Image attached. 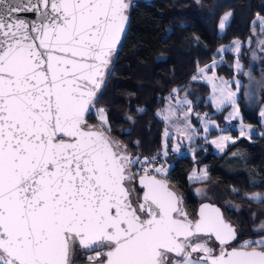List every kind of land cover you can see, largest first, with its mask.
<instances>
[{
	"label": "snow or ice",
	"instance_id": "1",
	"mask_svg": "<svg viewBox=\"0 0 264 264\" xmlns=\"http://www.w3.org/2000/svg\"><path fill=\"white\" fill-rule=\"evenodd\" d=\"M129 7L128 0H0V264H74L77 248L92 253L86 264H264V222L259 239L234 245L236 228L219 207L204 203L190 217L157 178L167 174L164 164L114 140L106 111L95 109ZM259 23L264 29V17ZM211 67L198 69L209 82ZM236 67L243 71L239 60ZM216 92L213 84L217 109L227 102L229 119L238 116L236 93ZM93 110L98 124L89 122ZM228 139L212 143L222 148ZM243 195L264 203V194Z\"/></svg>",
	"mask_w": 264,
	"mask_h": 264
},
{
	"label": "trees",
	"instance_id": "2",
	"mask_svg": "<svg viewBox=\"0 0 264 264\" xmlns=\"http://www.w3.org/2000/svg\"><path fill=\"white\" fill-rule=\"evenodd\" d=\"M201 5L191 13L192 1L157 0L152 3L138 0L130 5L132 23L123 39L121 51L112 57L106 72L107 84L99 94L97 108H103L110 125L109 135L127 145L133 155L164 159L171 164L163 177L184 198L185 209L194 217L200 200L194 193L196 187L206 186L215 201L225 207L226 203L249 209L223 208L227 218L237 226L239 238H260L257 227L264 222V203L249 200L243 194H264V135L240 137L235 130H227L237 139L229 144L224 153L216 155L211 144L198 142L193 156H177L169 152L162 156L164 121L157 113L166 106L168 97L175 89L180 93L194 91L192 123L200 128L201 117L226 124L227 109L216 113L206 102L210 88L192 79L198 69L214 62L223 46L239 41L243 44L239 56L226 52L215 73L225 79L242 78L236 73V58L246 66L249 41L253 23L264 17V0H200ZM232 18L223 32L219 22L225 13ZM112 73L109 76V71ZM244 120L264 131L257 110L247 112L244 99L240 100ZM89 122L98 124L95 110ZM218 133L212 131L210 136ZM234 164V165H233ZM233 165V166H231ZM208 167L209 178L191 182L189 176L195 168ZM160 176V175H159ZM232 189H237V195Z\"/></svg>",
	"mask_w": 264,
	"mask_h": 264
},
{
	"label": "rangeland",
	"instance_id": "3",
	"mask_svg": "<svg viewBox=\"0 0 264 264\" xmlns=\"http://www.w3.org/2000/svg\"><path fill=\"white\" fill-rule=\"evenodd\" d=\"M189 1H192L193 7L186 10L185 13H191L195 9L199 8L201 5L200 0H189ZM231 18L232 16L230 17L229 21L231 20ZM229 21L226 22V26L229 23ZM224 29L223 30L220 29V32H223ZM260 32L263 33H256V31H254L252 33L250 41H248L245 45L248 49L250 47V50H252L251 55L247 61V66L245 67L244 63L239 59V57L236 58V62L237 60H239V63L242 65L243 71L241 72L240 70L237 69L236 62H235V70L237 74L243 73L242 78L235 77L233 79H225L219 77L215 73V69L222 62V58L220 57H218L212 64L209 65L212 66L211 69L214 70L213 72H207V76L213 77L212 82H209L205 78H201L198 72L196 74L197 79L195 81L202 82L210 88V94L207 96L206 102L210 103L213 106L216 113H220L225 109H227V112L224 115V120L226 122L225 126L221 125L216 120L207 118L206 115L201 117L200 128L194 126L191 120L193 115L192 95L196 93V90L194 91L186 90L185 92L182 93H180L179 91L178 93L173 92V94H171L168 97L166 106L157 113L158 118L164 121L165 124V129L162 136V144H163L162 153L165 151V144H167V153L172 152L173 154H176L179 157L193 156L196 151V148H193V145H195L198 142H203V144H211L214 153L216 155H221L224 153L226 147L229 144H232L237 141V139L232 135V133L228 132L227 130H235L236 132H238L239 138L251 137L252 131L253 130L257 131V129L255 125L250 124L244 120V114L242 112L240 105V100L242 98L244 99V104L247 112H252L255 110L258 111L259 119L264 130V117L260 115L261 111L264 110V51L261 50V44L259 43L260 41L264 40V29L261 28ZM233 44L234 43H232L229 46H223L221 49H225V51L221 52L220 49L218 51V56L223 55L227 51H230L236 56H239L243 45L240 47L239 52H236L234 50H231V46ZM247 73H251V76H249ZM222 81H225L227 83L226 84L222 83ZM235 81H239V86L235 83ZM213 84L216 85L217 95H219L220 89H223L225 92L231 91L236 93L235 99L239 111L238 116L229 119L230 113L233 112V106L227 102H225V104L220 109H217L216 104L211 99V97L214 94ZM185 98L192 101L191 106L183 103ZM189 107L191 110H189ZM185 113H187V115H185ZM249 126L251 128V131H245L244 134H242L241 129L242 128L247 129ZM166 131L168 133L167 136H165ZM212 131H216L218 134L216 136H210ZM189 136L191 137V139H189ZM223 136H227L229 137V139L226 141H222L223 143L222 148L217 147L216 144L212 143L213 140H216L218 143H221L220 138ZM181 141L183 142L184 146L181 144ZM177 143L180 144V150L178 152L173 150ZM162 156L165 157L164 155ZM157 159L164 164L168 173L169 169L171 168V164L165 165L164 159L162 158L161 159L157 158ZM205 171L207 174L202 180L191 179L194 173L201 174ZM160 176H164V175H160ZM208 178H209V172L207 167H203L201 169L195 168L191 173V175L189 176L191 182H201L207 180ZM194 193L197 196V198L200 200V203L207 201L219 205L217 201L213 199L214 197L208 193L206 186L196 187ZM219 206L222 209L225 207L235 208L237 210L249 209L244 206L234 205L233 203H226L225 207L221 204ZM257 230L260 231L259 226L257 227ZM76 256L83 257L84 255L81 252H77Z\"/></svg>",
	"mask_w": 264,
	"mask_h": 264
},
{
	"label": "water",
	"instance_id": "4",
	"mask_svg": "<svg viewBox=\"0 0 264 264\" xmlns=\"http://www.w3.org/2000/svg\"><path fill=\"white\" fill-rule=\"evenodd\" d=\"M135 1H138V0H128V2H129L130 5H131L133 2H135ZM141 1H142V0H141ZM143 1H144V2H147V3H152V2L157 1V0H143ZM127 15H128V21H127V23H126V25H125V30H124L123 34L121 35L120 41H119L118 45L116 46V49L114 50V54H113V56L121 51V44H122V41H123V39H124V38L128 35V33H129V30H130V27H131V23H132V17H131V14H130V7H129L128 11H127ZM113 56H112V57H113ZM110 65H111V64H110ZM110 65H109V66H110ZM111 73H112V68H111L110 71H109V76L111 75ZM107 81H108V80H107V76L105 75L104 82L101 84L100 89H99V91L97 92V96H96L97 101H98V99H99V94L104 90L105 85L108 83ZM96 108H97V103L95 104V109H96ZM93 111H94V110H93ZM92 113H93V112H92ZM92 113H90V115H91ZM181 144L184 146V144H183L182 141H181ZM157 178H158V179H163V180H165L163 177H160V176H157ZM165 181H166V183L169 185V187H170L171 189H173V188L171 187V185L169 184V182H168L167 180H165ZM173 190H174V189H173ZM174 191L177 192L176 190H174ZM177 194L182 198V201H183V207H184V198H183V196H181L178 192H177ZM204 203H210V202L205 201V202L200 203L199 206H198L197 212H198L200 206H201L202 204H204ZM211 204H214V203H211ZM214 205L217 206V207H219V208L221 209V211L223 212L224 217H225V212H224V210H223L219 205H217V204H214ZM184 208H185V207H184ZM225 219H226V217H225ZM226 220H227V219H226ZM227 221H228V220H227ZM228 222H230V223L236 228V231H237V241H238L239 233H238L237 226L234 225L231 221H228ZM237 241H234L233 244L237 243ZM82 250H83V249H82ZM84 251H85V250H84Z\"/></svg>",
	"mask_w": 264,
	"mask_h": 264
},
{
	"label": "flooded vegetation",
	"instance_id": "5",
	"mask_svg": "<svg viewBox=\"0 0 264 264\" xmlns=\"http://www.w3.org/2000/svg\"><path fill=\"white\" fill-rule=\"evenodd\" d=\"M159 176V175H158ZM161 177V176H160ZM202 203V202H201ZM200 204V203H199ZM199 204H198V206H199ZM198 206H197V209H198ZM184 207H185V202H184ZM197 209H196V212H195V214L197 213ZM195 214H194V217H192V218H195ZM225 217H226V219L228 220V221H230L228 218H227V216L225 215ZM234 245H237L236 243L234 244ZM211 246H213V247H216L217 245H216V242L215 241H212L211 242ZM77 252H81L84 256L83 257H77L76 256V253ZM92 253H90V252H87V251H84V250H82V249H80V248H77L76 249V251H75V254H74V264H86V262H87V257L89 256V255H91Z\"/></svg>",
	"mask_w": 264,
	"mask_h": 264
},
{
	"label": "crops",
	"instance_id": "6",
	"mask_svg": "<svg viewBox=\"0 0 264 264\" xmlns=\"http://www.w3.org/2000/svg\"><path fill=\"white\" fill-rule=\"evenodd\" d=\"M229 22H230V21H229ZM256 22H257V24H258V23H259V19H257ZM259 24H260V23H259ZM227 25H228V24H227ZM260 29H261V26H260L259 30H258V29H254V31H256V33H263V32H260ZM249 41H250V39H249ZM240 44H241V46L243 45L242 43H240ZM245 45H246V44H245ZM221 48H222V47H221ZM221 48H220V49H221ZM220 49H219V50H220ZM227 52H229V51H227ZM251 52H252V50H250V47H249V50H248V53H247V57H246V62H245L246 66H247L248 58H249L250 55H251ZM225 53H226V52H225ZM223 55H224V54H223ZM223 55H221V56L219 55V57L222 58ZM212 63H213V62H212ZM212 63H211V64H212ZM209 65H210V64H209ZM209 65H208V66H209ZM208 66L203 67V68L207 69ZM218 66H219V65H218ZM218 66H217V67H218ZM246 66H245V67H246ZM217 67H216V68H217ZM215 70H216V69H215ZM213 71H214V70L211 69V71H207V72H213ZM262 133H264V131L257 132V131H255V130H253L251 136L256 135V134H259V135H260V134H262ZM207 169H208V167H207Z\"/></svg>",
	"mask_w": 264,
	"mask_h": 264
}]
</instances>
